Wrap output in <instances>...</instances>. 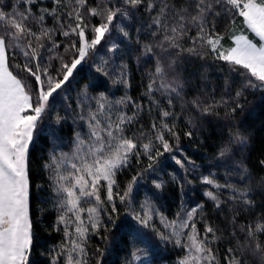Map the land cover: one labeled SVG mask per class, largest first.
Segmentation results:
<instances>
[{
	"label": "snow or ice",
	"instance_id": "obj_1",
	"mask_svg": "<svg viewBox=\"0 0 264 264\" xmlns=\"http://www.w3.org/2000/svg\"><path fill=\"white\" fill-rule=\"evenodd\" d=\"M33 3L34 0H9V3L0 5V264H30L33 229L29 214L28 154L30 145L38 135V126L47 115L50 98L54 99V94H58L74 79V71L78 66H83L86 58L110 35L114 26L124 37L129 36L124 27L113 24L118 16L128 17L130 14L129 9L116 6L115 0H106L95 7L89 6V0H67L66 3L65 0H53V7L41 8L38 16L32 11ZM145 3L146 11H156L149 26L156 29L150 33L156 42L142 46V55L156 61L147 90L151 104L160 108L159 101L154 98L155 92H160L169 106L173 103V96H181L182 81L178 75L169 80L168 73L169 70L175 71L185 53L200 58L211 53L215 59L232 66L233 70L237 67L243 69L241 75L245 77V82L236 92V98H240L246 89L264 91V0H197L194 15L189 11V6L177 9L167 0H122L123 5L132 9ZM20 4L24 5L23 10L19 9ZM217 6L231 17L238 15L243 18L244 31L239 34L233 32L229 37L232 46L223 45L224 36L215 32V26L208 19L209 15L215 17L221 14L216 11ZM61 7L65 8V15L69 18L66 28L58 11ZM6 8L11 11H6ZM45 14L53 18L55 27L45 25ZM89 17H99L100 22L91 24ZM32 24L39 26V32L33 30ZM193 28L196 30L195 35H189ZM57 31L64 37L74 35L77 38L64 46L65 54L72 53L70 62H66L57 51L61 46L53 39ZM244 32L254 34V39ZM255 38H258V42ZM185 40L191 41L190 46L185 47ZM46 42H51V46ZM118 47L112 44L110 51ZM45 51L49 54V61H60L55 76L49 70L52 67L50 63H41L45 59ZM17 55H22L23 64L10 63ZM165 56L168 58L167 64L164 63ZM109 64L110 61L102 59L94 66V71L110 79L114 85L129 87L127 65L121 64L117 70L110 68ZM21 73H26L27 77L35 81L38 89L35 96L28 79H22ZM92 101L95 102V108L92 107ZM192 103L201 108L200 100ZM218 103L227 106L226 101ZM130 106L133 108L131 115L124 111ZM77 107L81 109L78 120L83 122L86 131L74 133L70 153L50 154L49 162L44 165L52 173L50 180L60 211L57 223L64 225L65 237L59 246V253L52 258V264H56L59 255H64V264H89L88 242L91 235H98L101 229L110 232L117 227L119 213L116 200L131 208L134 190L145 178V173L153 170L165 153L173 152L174 146L166 139V135L174 138L177 145L179 143L175 124L170 125L166 120L175 116V113L163 108H160L159 124L153 121L147 132L141 127L139 137L127 136L128 126L138 122L143 110V106L136 104L127 94L113 101L103 92L94 97L89 96L85 86ZM215 107V104H209L201 110L212 113ZM242 108L243 105L236 102L227 115ZM65 119L57 116L55 122L59 125ZM185 135L190 137L192 133L186 132ZM144 140L147 142H138ZM232 143L247 146L248 137L240 132L232 134L229 143L220 149L219 157L224 158L232 152ZM142 156L149 161L147 168L132 176L123 191H119L117 174L130 166L133 157L139 163ZM172 159L181 168L185 167L186 162L192 163L187 157L181 159L172 156ZM259 163L264 166V160ZM242 172L245 175L241 176V180L250 179L246 175L247 168H243ZM173 179L176 177L173 176ZM201 179L202 183L212 186L204 195L214 203L216 209L230 202L243 203L247 207L255 204L249 185L241 188L232 183L221 184L211 174ZM152 183L157 190L164 189V181L153 180ZM261 183H264V178ZM222 189L229 190L225 199H221ZM83 204L89 206L83 207ZM106 205H111L110 212ZM127 214L143 229L155 232L160 241L181 248L185 254L177 264H221L212 245L222 237L217 235L218 229L205 219L202 204L178 212L175 219L168 220L146 196L140 211L131 210ZM154 217L159 218L164 231L153 223ZM198 222H203V232L197 227ZM108 224L112 225L111 229L107 227ZM240 230L245 233V240L242 244L238 242L237 250L241 253L250 251L259 264H264V244L259 240V236L264 234V216L258 217L255 225L248 224ZM133 235L151 247L146 232L137 228L133 229ZM232 235L235 236V229ZM237 250L231 247L226 250L225 264H247L243 255L236 254ZM97 251L99 257L96 264H101L100 257H103L104 252ZM137 261L139 264H149L144 249L133 251L128 264Z\"/></svg>",
	"mask_w": 264,
	"mask_h": 264
},
{
	"label": "trees",
	"instance_id": "obj_2",
	"mask_svg": "<svg viewBox=\"0 0 264 264\" xmlns=\"http://www.w3.org/2000/svg\"><path fill=\"white\" fill-rule=\"evenodd\" d=\"M67 0H65V3ZM106 0H89V6L95 7ZM116 6L129 9V16H118L114 20V25H120L128 31L129 36L123 34L113 27L111 35L105 38L97 46L94 53L89 55L83 66H78L74 71V79L58 94H54V99L50 98L47 115L38 126V135L29 147L28 169L30 181L29 197V214L32 220L33 245L29 256L30 264H52L53 256H57L60 251V245L65 240L64 225L57 223V217L60 211L57 207V198L53 192L50 177L52 173L44 167L49 162L50 154L70 153L73 148V138L76 131H86L83 122L78 120V114L81 109L77 107L80 99L81 90L87 86L89 96H96L103 92L110 100H116L125 94L132 97L136 104L143 106L140 112L138 122L129 125L126 135L129 137L140 135V129L149 131L151 124L155 121L160 122V108L175 113V116L166 118L167 122L175 124V132L179 136V143L171 136L166 135L173 144V152L165 153L159 158L153 170L145 173V178L139 183L134 190L131 208L121 204L116 200V207L119 213L117 227L110 232L101 229L98 235H91L88 242L89 264H96L99 252H104L100 257L101 264H128L132 260V252L136 249H144L147 252L149 264H177L180 257L185 253L172 243L160 241L148 229L139 226L128 211H140V205L144 203L145 197L150 198V203L163 213L168 219H175L187 201L203 205V214L205 219L215 228L218 229L217 235L222 239L212 245L221 260L225 264L224 256L228 248L238 249V242L243 243L245 233L240 230L242 226L255 225L257 218L264 216V166L260 165V160H264V91L246 89L240 98H236V92L241 89L245 82V77L241 75L243 69L237 67L233 70L228 63L217 60L214 54H209L205 58L197 56H188L185 53L182 62L175 67V71L169 70L168 79L171 80L178 75L183 83V92L180 97L173 96V103L168 105L167 99L160 94L154 93V98L159 101L160 108L150 103V97L147 94L150 74L154 71L155 59H149L142 55L143 45L145 43H155L156 38L150 35L155 31V27H149L152 24V16L156 11L149 13L145 5L138 8H130L123 5L122 0H115ZM147 2V0H146ZM170 5H175L177 9L189 6V11L195 14V3L197 0H167ZM9 3V0H0V5ZM111 6V5H109ZM23 10L24 5H18ZM35 15H39L41 8L53 7V0H34L31 5ZM6 11H11L6 8ZM60 14L65 21V28L69 18L65 15V8L61 7ZM216 11L221 12L219 16L209 15L208 19L215 26V32L224 36V42L232 44L230 35L235 32L239 34L244 31L245 26L243 18L236 15L231 17L228 13L221 11L217 6ZM91 24H98L99 17H89ZM73 24L74 20H71ZM45 25L55 27L52 17L45 14ZM34 31L39 32V26L31 25ZM140 29V31H137ZM195 28L189 35H195ZM251 39L254 34L244 32ZM89 39L91 32H88ZM54 40L61 46L57 51L64 56L66 62H70L72 53L65 54V45L70 40H76L72 37H64L59 31L55 32ZM258 42V38H255ZM139 41V42H138ZM51 46V42H46ZM112 44L118 45V49L110 51ZM191 41L185 40V47L190 46ZM48 53L45 51V59L41 61L43 65L51 64L49 69L53 76L56 75V69L60 67L59 60H48ZM110 61L109 67L119 70L121 64L127 65V78L129 87L122 84H113L110 79L100 76L94 71V66L101 60ZM167 57H164V63L167 64ZM24 60L22 55H17L10 63H21ZM15 71L19 72V69ZM22 79H28V83L33 89L35 96L37 85L35 81L27 77L26 73H21ZM201 101V108H197L192 101ZM226 101L224 103H218ZM236 102L243 105L242 109H237L235 113L227 115L231 108L235 107ZM209 104H215L216 107L212 113L202 112V107ZM92 107L95 108V102L92 101ZM85 109V113H86ZM131 115L133 108L130 106L124 109ZM66 117L58 125L56 117ZM74 120L76 122L74 123ZM186 132L192 135L186 136ZM240 132L243 136L248 137L247 146L241 147L234 143L230 144L232 152L226 157H219L220 149L228 144L232 134ZM138 142H147L138 141ZM172 156L184 159L187 157L192 163H185L181 168L172 159ZM149 161L147 157L142 156L139 163L135 157L132 158L129 167L123 169L117 174V183L119 191L131 180L137 172L147 168ZM243 168L248 169L246 175L250 179L241 180ZM213 175L221 184L232 183L238 187L249 185L252 189L251 197L255 201L252 207H247L243 203L230 202L216 209L214 203L209 200L204 192L211 189L212 186L202 183V177ZM173 176L176 179H173ZM153 180H162L165 182L164 189L157 190L153 186ZM191 181V183H189ZM221 199H225L229 190L222 189ZM103 198V190H102ZM108 211H111V205H106ZM85 215V214H84ZM235 217V224H233ZM107 222V214H104ZM153 223L157 228L164 231L158 217H154ZM112 228L111 224L107 225ZM203 222H199V229L203 232ZM139 228L140 231L146 232L150 237L151 247L141 243L133 235V229ZM72 226H70V230ZM235 229V236L232 235ZM261 244H264V234L259 236ZM254 246V245H253ZM237 255H243L247 264H259V261L250 251H236ZM143 256V253H140ZM64 255H59L56 264H64Z\"/></svg>",
	"mask_w": 264,
	"mask_h": 264
},
{
	"label": "rangeland",
	"instance_id": "obj_3",
	"mask_svg": "<svg viewBox=\"0 0 264 264\" xmlns=\"http://www.w3.org/2000/svg\"><path fill=\"white\" fill-rule=\"evenodd\" d=\"M112 31H113V30H112ZM110 35H111V33H110ZM249 38H250V37H249ZM250 39H251V38H250ZM222 43H223V45H224L225 47L232 46V44L229 45L228 43H226V42H224V41H222ZM88 58H89V57H87L86 59H88ZM196 205H197V204L194 203V202L187 201V202L185 203V205L183 206V208H182V210H181L180 212L187 211V210H189V209L195 207ZM82 206H83V207H88L89 205H88V204H83ZM134 207H135V206L132 207L133 210H134ZM85 216H86V213H85ZM158 219H159V218H158ZM167 219H168V218H167ZM168 220H173V219H168ZM197 227L199 228V222L197 223ZM135 264H139V262L137 261V262H135Z\"/></svg>",
	"mask_w": 264,
	"mask_h": 264
}]
</instances>
